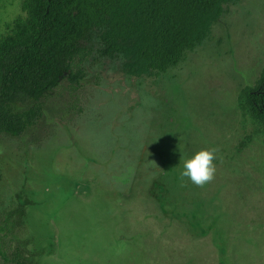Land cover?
<instances>
[{
    "label": "rangeland",
    "instance_id": "rangeland-1",
    "mask_svg": "<svg viewBox=\"0 0 264 264\" xmlns=\"http://www.w3.org/2000/svg\"><path fill=\"white\" fill-rule=\"evenodd\" d=\"M20 13L19 0L0 8V35L6 22ZM263 65L264 0H233L224 5L222 16L204 41L168 72L128 75L119 59L95 53L86 63L87 76L77 89L63 81L49 95L35 127L20 137L2 135L0 184L11 180L12 189L18 187L23 175L17 171L28 166L26 159L33 166L32 171L27 169L29 175L54 178L52 184L31 189L44 214L57 209L60 196L75 178L81 179V195L93 203V187L101 181L98 167L106 161L108 185L129 194L128 198L109 199L104 212L107 218L122 223L113 229L110 219L107 231L72 229L62 235V257L48 260L53 264L68 263L71 258L79 264L116 262L121 254L113 243L121 241L122 234L131 243L140 232L133 242L143 240L147 254L127 251L123 254L127 264H143L150 257L152 263L144 264H158V260L171 264L164 254L169 250L156 252L157 246L180 249L196 243L202 245L200 249L189 252L185 259L176 256L177 264H264V145L253 137L254 123L238 107L240 89L255 83ZM213 148L217 157L214 180L201 188L183 178L188 183L184 189L183 161L201 149ZM131 152L143 154L140 165L137 158L129 157ZM127 158L135 160L134 164ZM40 159L43 162L37 167ZM137 165L143 176L132 189L133 166ZM92 167H97L92 181L83 180ZM117 167L121 169L118 173ZM164 167L166 173L161 174ZM154 177L173 188L182 208L196 209L197 203H203L200 213L210 231L199 241L175 217H166L161 207L149 205L153 198L147 188ZM154 191L160 194L158 185ZM45 220L42 216L33 225L39 227ZM126 226L131 227L130 233L124 231ZM148 231L151 236L144 237ZM105 243L111 249H99ZM155 254H161L163 260H154Z\"/></svg>",
    "mask_w": 264,
    "mask_h": 264
},
{
    "label": "trees",
    "instance_id": "trees-1",
    "mask_svg": "<svg viewBox=\"0 0 264 264\" xmlns=\"http://www.w3.org/2000/svg\"><path fill=\"white\" fill-rule=\"evenodd\" d=\"M12 1L0 0V8ZM231 1L19 0L21 13L0 35V137L35 127L49 95L63 81L77 89L95 53L119 59L128 75L168 72L204 41ZM238 107L264 145V65L255 84L240 89ZM11 221L0 219V231ZM0 255L8 260L1 246Z\"/></svg>",
    "mask_w": 264,
    "mask_h": 264
},
{
    "label": "flooded vegetation",
    "instance_id": "flooded-vegetation-1",
    "mask_svg": "<svg viewBox=\"0 0 264 264\" xmlns=\"http://www.w3.org/2000/svg\"><path fill=\"white\" fill-rule=\"evenodd\" d=\"M254 84L248 85L253 86ZM248 118L249 117H246V119ZM249 119L251 120V118ZM131 155L133 159H138V164L140 165L141 159L143 158V154L131 152L129 154V157ZM128 159L129 158H127V160ZM135 160L131 161L129 159V162H133L134 164ZM28 161L29 160L26 159V163L28 164V166H25L21 168L20 171H17L18 173L23 175L21 179L22 182L18 185V187L13 190V183L11 180H9L7 183L1 182L0 184V219L4 220L6 217H10V220H12L11 223H9L8 225L9 228L7 227L8 229L0 231L1 249L6 250L9 255L8 260L3 259L4 262H1L0 264H15L12 259L14 258L15 253L18 251L21 254L20 256L22 264H53L52 261L50 262V260L48 259L52 257H62L61 251L64 247L62 245V235L64 233H67L72 229L73 232H87L90 230L95 231L97 228L98 231H107L109 227V222L111 221L110 219H112L107 218L106 214L104 213L105 211L107 213L109 199H118V197L120 196L126 198L129 197V194H125L122 192V188H111L110 185H108V178H106L105 175L109 172V167L108 165H106V161L104 165L99 164L100 167H98V170H101V173L99 172V177L101 181L100 184L97 182L96 185L93 187L92 196L90 192V186H88L89 192L87 195L92 197V199L94 200L93 203H91L90 200L86 199L81 195V192H79L80 188L78 190V184L81 179L75 178L72 180V182H69V188L67 189V193L60 196L56 204L58 206L57 209H52V211H48L47 214H44L45 210L38 208L41 202L37 203L33 199L34 191H31V189H38L41 185L52 184L54 178L50 175H40L39 173H37L38 177L29 175L31 172L28 173V170L32 171L33 166H31ZM42 162L43 161L41 159L38 160L37 167H40V163ZM96 162H98V160H96ZM95 168L97 169V167ZM171 168L174 169V167ZM9 169L14 172L11 167ZM96 169L93 168L92 170H87L84 174V178L82 179L85 181H92L91 179ZM139 169L140 168L138 167V165L136 168H134L133 166V170H135L133 171V173L135 176L132 184V189H135L134 186L136 184L140 185V183L136 181V179H139L138 181H140V178L143 176ZM166 169L167 167H164L162 169L161 174L166 173ZM175 169H177V167H175ZM120 170L121 169L117 167L116 173L120 172ZM136 173L138 174L137 177ZM176 177L178 176L176 175ZM61 179L62 177H60L58 180H55V182H60ZM181 182L183 184L184 189L188 188L187 182H185L183 179H181ZM34 184L37 185V188L33 187ZM178 184L179 181L177 182V185ZM157 185L160 189V194L156 193L155 191L153 192L154 188ZM24 187L28 188L25 190ZM147 189L148 194L153 198V202H150L151 204L149 205H151L152 207H154L155 205H157L159 208L161 207L163 210V214L166 217L170 216L172 219H174L175 217L180 223L186 225L188 231L191 232L192 236L195 237L197 241H199L202 237L207 234V232L210 231V229H206L207 223L205 221L206 217L204 216V213H200L201 206L203 203H197L196 209H186L185 207L182 208L180 205H178L176 201L177 196L173 193V188L166 186L165 183L162 181L159 182L156 177L151 179V185ZM88 206L90 207L87 209L86 212H80L81 209L85 210V208ZM42 216L46 217V220L40 224L41 226L35 227L33 224L35 222H38V220L41 219ZM36 219L37 221H35ZM209 219L211 218L209 217ZM118 222L122 223L119 219L115 220L112 224L113 229L116 227L115 225ZM215 222L216 220L212 222L213 225L211 224L213 226V233L214 231H216ZM120 230L121 229H119V231ZM124 231L130 233L132 229L131 227L126 226ZM114 232H116V230H114ZM135 235L136 234H134V238H132L131 243H127L125 241L126 236L124 234H122L121 241L113 243V245H116V247H118L114 249L121 255L118 258L119 260H117L116 262L106 261L107 264H127V258L125 257V255H123L128 254L127 251H130V253L132 252V254L136 252L137 256L139 252H142L143 255L147 254L148 249H146L145 245H142L143 240H140L138 243L133 242L136 238H138L137 236L141 235V233L139 232L136 236ZM147 235L149 237L151 236V233L149 231L147 234L144 233V237H146ZM48 237L50 238V241H48ZM98 240L99 242H101L99 238ZM196 244L193 246H181L180 249L157 246L158 250L156 252L161 251V249L169 250L165 251L164 253L167 256L169 263L177 264V261L175 260L176 256L182 255V258L185 259L188 256L189 252H194V249H200L202 245H199L198 243ZM214 247L216 246L214 245ZM104 248H106V251L108 249H111L109 246H107L106 243L101 244V247L99 249L103 250ZM152 250L154 251L155 249ZM142 253H140L139 255V262H141ZM156 257L157 259H162L161 254H155L154 260L156 259ZM102 258L103 260H105V257ZM72 259L73 258L68 259V263H65L66 261L63 262L64 260L61 261L63 263H60L79 264L74 262V260ZM143 262L152 263V257H150V260L147 259ZM157 262L158 264H161V261L158 260ZM89 264L103 263L96 262L95 260H93V262Z\"/></svg>",
    "mask_w": 264,
    "mask_h": 264
},
{
    "label": "clouds",
    "instance_id": "clouds-1",
    "mask_svg": "<svg viewBox=\"0 0 264 264\" xmlns=\"http://www.w3.org/2000/svg\"><path fill=\"white\" fill-rule=\"evenodd\" d=\"M216 149H201L191 158L183 161V171L181 179L187 178L197 187H204L205 184L212 182L215 178Z\"/></svg>",
    "mask_w": 264,
    "mask_h": 264
}]
</instances>
